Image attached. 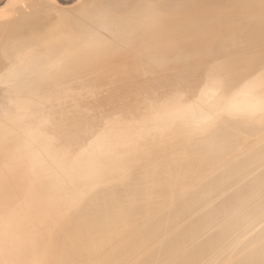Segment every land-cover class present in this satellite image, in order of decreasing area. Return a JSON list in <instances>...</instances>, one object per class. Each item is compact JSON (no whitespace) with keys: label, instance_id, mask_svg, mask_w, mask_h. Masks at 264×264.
<instances>
[{"label":"bare ground","instance_id":"bare-ground-1","mask_svg":"<svg viewBox=\"0 0 264 264\" xmlns=\"http://www.w3.org/2000/svg\"><path fill=\"white\" fill-rule=\"evenodd\" d=\"M0 264H264V0H0Z\"/></svg>","mask_w":264,"mask_h":264},{"label":"rangeland","instance_id":"rangeland-1","mask_svg":"<svg viewBox=\"0 0 264 264\" xmlns=\"http://www.w3.org/2000/svg\"><path fill=\"white\" fill-rule=\"evenodd\" d=\"M85 96H82L81 98H84Z\"/></svg>","mask_w":264,"mask_h":264}]
</instances>
